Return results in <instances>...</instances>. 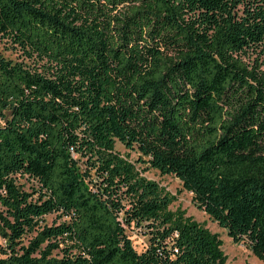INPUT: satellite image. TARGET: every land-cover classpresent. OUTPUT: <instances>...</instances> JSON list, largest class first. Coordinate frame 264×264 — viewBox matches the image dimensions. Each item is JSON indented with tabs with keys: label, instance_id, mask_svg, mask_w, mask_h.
Returning a JSON list of instances; mask_svg holds the SVG:
<instances>
[{
	"label": "trees",
	"instance_id": "16d2710c",
	"mask_svg": "<svg viewBox=\"0 0 264 264\" xmlns=\"http://www.w3.org/2000/svg\"><path fill=\"white\" fill-rule=\"evenodd\" d=\"M0 37V264L227 263L116 141L264 263V0H0Z\"/></svg>",
	"mask_w": 264,
	"mask_h": 264
},
{
	"label": "rangeland",
	"instance_id": "374dc122",
	"mask_svg": "<svg viewBox=\"0 0 264 264\" xmlns=\"http://www.w3.org/2000/svg\"><path fill=\"white\" fill-rule=\"evenodd\" d=\"M0 55L11 59L12 61H24L17 51H15L11 45L0 37ZM247 60L250 63L256 61H264V55H259V52H250L247 56ZM27 62V61H26ZM30 63V62H28ZM115 150L129 161L134 163L140 171H144V176L153 182L159 184L166 192L173 196H177V200L170 206L171 211L177 209L185 210L186 215L192 217L193 220L204 226L211 233L217 234L222 240L223 245L221 247L224 254L227 256L226 264H264L257 257H255L248 249L247 245L243 243L235 244L228 237L226 231L220 228L216 223L210 220L208 215L203 211H200L192 202V194L183 190L182 183L176 177L171 175H161L159 171L151 169L148 165H142L139 163L140 154L136 150L127 149L119 141L115 143ZM146 160V159H145ZM19 186L28 193H32L33 190L38 188L37 183L34 180L28 178H18ZM38 195H34V199ZM61 220L58 219L57 215L51 214L43 218L40 222V226H51L54 222L59 223ZM126 233L130 237L132 244L137 252H142L146 249L149 244V234L146 227L138 228L134 225L126 227ZM34 234H30L29 238ZM3 240L0 238V245L3 244Z\"/></svg>",
	"mask_w": 264,
	"mask_h": 264
}]
</instances>
